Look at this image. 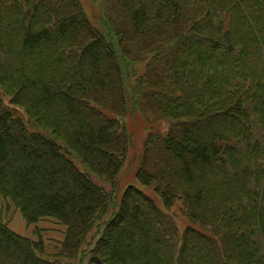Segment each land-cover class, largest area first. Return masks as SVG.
Instances as JSON below:
<instances>
[{
	"label": "trees",
	"instance_id": "16d2710c",
	"mask_svg": "<svg viewBox=\"0 0 264 264\" xmlns=\"http://www.w3.org/2000/svg\"><path fill=\"white\" fill-rule=\"evenodd\" d=\"M101 26L78 0H0V90L14 91L0 96V196L27 224L66 227L65 264H264V0H104ZM126 97L170 122L146 136L137 181L199 229L179 235L133 186L105 220L111 194L69 158L115 185ZM42 254L0 219V264Z\"/></svg>",
	"mask_w": 264,
	"mask_h": 264
},
{
	"label": "rangeland",
	"instance_id": "374dc122",
	"mask_svg": "<svg viewBox=\"0 0 264 264\" xmlns=\"http://www.w3.org/2000/svg\"><path fill=\"white\" fill-rule=\"evenodd\" d=\"M104 0H78L82 11L84 12L86 18L89 22L97 28L99 31L103 32V28L101 26V17H102V4ZM13 37V36H10ZM255 51V79L258 81L259 74L264 69V66L261 64V60L259 62V57L256 55ZM127 96H128V85L126 84ZM14 91H9L8 95H4L0 90V96L3 99L5 104L8 103L9 98L13 95ZM264 100V99H263ZM126 110L120 116H115L118 121L123 125L124 130L129 139V146L126 155L124 156V162L122 167L119 169L117 175L115 176V185L112 186L109 182L96 177L91 174L86 166L81 163L76 154L72 153L69 158L74 162V165L81 172H85L90 174L95 184L103 188L106 192L111 194L112 201L109 204V213L105 217V220L110 217L112 209L116 204L119 203L123 192L126 190L128 186H133L148 196L154 204L168 217H170L178 229V234L181 235L183 230L188 227H193L199 229L197 226L193 225L183 214V209L180 202L175 201L169 209H165L162 205V202L159 196L153 191V185L151 186H143L136 179V173L140 166L141 156L143 152V144L146 139V136L149 133H159L164 134L170 122L167 118H158L156 116L153 118L150 114L140 113L137 110L132 109L130 102H128V98L126 97ZM264 104V101L262 102ZM21 118L26 122L27 127L32 131H38L41 133H51L45 130L42 127L36 126L33 124L32 120L28 118L23 111H19ZM32 125L36 128H33ZM52 136V135H51ZM53 139L62 147L63 151H66L65 144L58 138ZM20 213L17 208H15L8 199H4L0 196V218L2 221L9 219V221H14L16 223L15 231L20 234L29 237L36 241L43 240L44 243V254L40 255L43 259L49 262V264H65L67 261V257H63L59 252L61 249H57L52 245V249L49 248V242L44 240L43 237L41 239L40 233L37 228H35V224H27L24 220H20ZM8 221V223H9ZM5 223V222H4ZM7 224V222H6ZM65 227L64 225H62ZM89 256L86 255L83 264H90L88 262ZM78 262L77 259H73L72 264H76Z\"/></svg>",
	"mask_w": 264,
	"mask_h": 264
},
{
	"label": "crops",
	"instance_id": "0c3cea01",
	"mask_svg": "<svg viewBox=\"0 0 264 264\" xmlns=\"http://www.w3.org/2000/svg\"><path fill=\"white\" fill-rule=\"evenodd\" d=\"M19 217H20V220L22 219V220L25 221V219L23 218V216L21 215V213H20ZM9 219L4 220L2 222L3 223L5 222L4 224H6V222H7L6 226L8 227V229L11 232H13L16 235H19L21 237L29 238V237H26V236L20 234L19 232L15 231V227H16L17 224L14 223V221H9ZM8 221H9V223H8ZM25 223H26V221H25ZM62 225L63 224L55 221L54 219H51V218H43V219L39 220L35 224V228L38 229V231L40 233V236H41V239L43 237L44 240L50 241L49 244H48L50 249L53 248L52 245L55 248L59 249L60 248V243L63 242L64 237H65V232H66V227H63ZM29 239H31V238H29ZM42 244H43V248H45L44 247L43 240H42Z\"/></svg>",
	"mask_w": 264,
	"mask_h": 264
}]
</instances>
